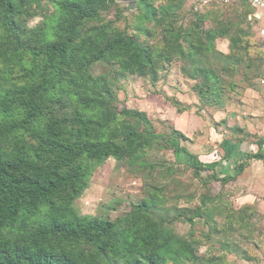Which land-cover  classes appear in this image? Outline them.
I'll use <instances>...</instances> for the list:
<instances>
[{
    "label": "trees",
    "instance_id": "trees-1",
    "mask_svg": "<svg viewBox=\"0 0 264 264\" xmlns=\"http://www.w3.org/2000/svg\"><path fill=\"white\" fill-rule=\"evenodd\" d=\"M42 1L0 0V264H225L220 256L198 254L217 232L203 205L220 193L203 196L195 211L188 207L174 216V221L189 224L186 236L176 235L169 226L172 219L158 212L163 203L156 194H148L115 221L80 216L73 206L92 167L108 158L144 170L156 166L139 161L145 149L186 154L169 144L172 138L155 134L145 114L117 110L109 78L91 72L96 64L109 66L115 76L127 73L153 80L158 65L171 55L186 60L181 68L188 73L200 63V55L214 52L217 62L221 58L228 64L219 70L196 68L202 79L197 92L205 98L220 89L230 64H240L247 49L258 46L253 32L246 33L250 38L244 42L245 32L236 31L229 38L233 51L217 54L214 42L228 35L232 24L210 18L202 9L219 4L194 8L193 19L184 24L178 2L155 6L149 0H137L138 24L132 33L113 28V22L101 23V15L117 0H50L58 16L51 21L44 15L40 24L26 29L25 15L33 6L41 11ZM94 23L97 26H89ZM147 23L166 26V52L139 42L141 33L151 36L141 27ZM258 39L262 49L264 38ZM255 145L258 151L252 158L261 156L264 141ZM249 155L234 167L233 176L222 177L188 157L194 175L211 170L202 180L210 193L211 182L219 183L220 192L233 182L245 170ZM198 224L206 232H194ZM222 248L230 253L226 244Z\"/></svg>",
    "mask_w": 264,
    "mask_h": 264
},
{
    "label": "rangeland",
    "instance_id": "rangeland-1",
    "mask_svg": "<svg viewBox=\"0 0 264 264\" xmlns=\"http://www.w3.org/2000/svg\"><path fill=\"white\" fill-rule=\"evenodd\" d=\"M198 1L149 0L155 6L178 2V13L186 17L182 19L184 24L193 19V7ZM136 2L134 0L135 7ZM41 4L44 6L41 11L34 10V6L28 10L23 27L33 29L42 22L44 15L51 21L58 16L50 0H43ZM126 4V0H117L101 15V23L113 22L110 25L113 28L132 33V26L138 24L134 18L136 8L126 11ZM207 7L202 10H208L206 14L210 18L232 24L228 35L215 40L217 54L226 56L233 51L229 38L235 37L236 31L243 30L245 34L252 31L255 43L259 46L262 42L248 6ZM92 25L97 26V23L89 26ZM141 27L148 28L151 36L141 33L140 43L158 50L170 43L168 35L163 33L165 25L147 23ZM249 38L246 34L243 41ZM258 46L247 49L240 64H230L228 73L222 74V88L205 98L197 92L202 79L196 68L211 66L219 70L228 64L221 58L217 62L214 52L200 55V63L188 73L181 68L187 64L186 60L177 61L171 55L170 61L158 65L153 80L149 76L127 73L115 76L109 66L96 64L91 72L109 78L118 98L117 110L126 108L145 114L155 134L163 139L172 138L169 144L186 154L180 151L174 155L154 146L151 150L145 149L139 159L154 163V168L141 170L135 166L130 169L125 162L113 158L93 166L85 190L74 202L77 214L115 221L148 194H156L163 203L158 212L167 220L172 219L169 226L176 235L186 236L189 224L183 220L174 221V216L188 207L195 211L203 196L220 193L218 199L203 205L204 214L216 223L217 232L198 248V254L220 256L225 264H264V151H260L258 158L251 157L258 151L256 142L264 136V77L261 76L264 45L262 49ZM206 98L213 101L207 102ZM188 154L211 170L213 168L220 177L233 176L234 167L246 159V154L250 155L245 170L233 182L225 185L221 192L219 183L211 182L209 193L202 186V180H206L211 170L194 175ZM193 230L206 232L202 224L195 225ZM223 243L230 253L224 252Z\"/></svg>",
    "mask_w": 264,
    "mask_h": 264
},
{
    "label": "built area",
    "instance_id": "built-area-1",
    "mask_svg": "<svg viewBox=\"0 0 264 264\" xmlns=\"http://www.w3.org/2000/svg\"><path fill=\"white\" fill-rule=\"evenodd\" d=\"M246 2L249 6H251L256 13L253 15L255 19L261 20L264 23V0H203L199 7L205 6L211 2H215L219 5H230L236 4L239 2ZM258 36L260 38H264V26L258 29ZM264 83V81H263Z\"/></svg>",
    "mask_w": 264,
    "mask_h": 264
},
{
    "label": "crops",
    "instance_id": "crops-1",
    "mask_svg": "<svg viewBox=\"0 0 264 264\" xmlns=\"http://www.w3.org/2000/svg\"><path fill=\"white\" fill-rule=\"evenodd\" d=\"M203 0H199L195 5H194V7H193V9L195 8V9H197V8H199V5L201 4V2H202ZM244 3H246V2H244L243 1V3L242 4H244ZM241 4V3H240ZM247 4V3H246ZM251 10H252V15H254L255 13H256V11L251 7V6H248ZM253 19H254V22H255V28H257V30L260 28V27H263L264 26V23L261 21V20H258V19H255L254 17H253ZM260 139H262L263 141H264V136H261V138ZM258 150V149H257ZM261 151H264V146L262 147V149H261ZM223 176V175H222Z\"/></svg>",
    "mask_w": 264,
    "mask_h": 264
},
{
    "label": "water",
    "instance_id": "water-1",
    "mask_svg": "<svg viewBox=\"0 0 264 264\" xmlns=\"http://www.w3.org/2000/svg\"><path fill=\"white\" fill-rule=\"evenodd\" d=\"M126 11L135 10L134 0H126Z\"/></svg>",
    "mask_w": 264,
    "mask_h": 264
}]
</instances>
